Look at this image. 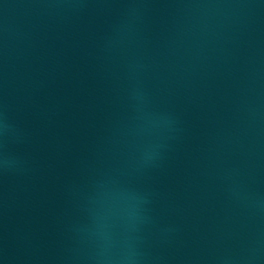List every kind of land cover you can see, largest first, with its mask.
I'll return each instance as SVG.
<instances>
[{"label":"water","instance_id":"obj_1","mask_svg":"<svg viewBox=\"0 0 264 264\" xmlns=\"http://www.w3.org/2000/svg\"><path fill=\"white\" fill-rule=\"evenodd\" d=\"M0 264H264V0H0Z\"/></svg>","mask_w":264,"mask_h":264}]
</instances>
